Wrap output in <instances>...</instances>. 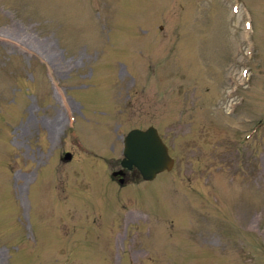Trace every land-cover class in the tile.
<instances>
[{"label": "rangeland", "instance_id": "rangeland-1", "mask_svg": "<svg viewBox=\"0 0 264 264\" xmlns=\"http://www.w3.org/2000/svg\"><path fill=\"white\" fill-rule=\"evenodd\" d=\"M0 264H264V0H0Z\"/></svg>", "mask_w": 264, "mask_h": 264}, {"label": "water", "instance_id": "water-1", "mask_svg": "<svg viewBox=\"0 0 264 264\" xmlns=\"http://www.w3.org/2000/svg\"><path fill=\"white\" fill-rule=\"evenodd\" d=\"M123 145L120 165L128 170L136 168L143 180H153L158 173L170 170L174 165V159L153 126L131 129L124 137ZM70 157L69 152L64 154L65 159ZM124 174L123 169L112 172L114 177L121 176L118 178L120 184L125 181Z\"/></svg>", "mask_w": 264, "mask_h": 264}, {"label": "bare ground", "instance_id": "bare-ground-1", "mask_svg": "<svg viewBox=\"0 0 264 264\" xmlns=\"http://www.w3.org/2000/svg\"><path fill=\"white\" fill-rule=\"evenodd\" d=\"M38 52V51H37ZM73 107V106H72ZM58 117H60V116H57V118ZM62 124V123H61ZM52 125L54 126L53 128H57L56 130H58V125H59V123H57V122H55V121H52ZM50 131H52L51 129H50Z\"/></svg>", "mask_w": 264, "mask_h": 264}, {"label": "flooded vegetation", "instance_id": "flooded-vegetation-1", "mask_svg": "<svg viewBox=\"0 0 264 264\" xmlns=\"http://www.w3.org/2000/svg\"><path fill=\"white\" fill-rule=\"evenodd\" d=\"M126 176V172H125V174H124V177ZM119 177V176H118Z\"/></svg>", "mask_w": 264, "mask_h": 264}]
</instances>
